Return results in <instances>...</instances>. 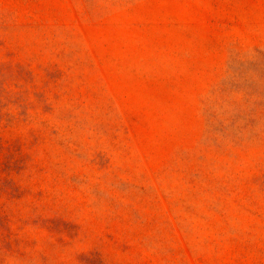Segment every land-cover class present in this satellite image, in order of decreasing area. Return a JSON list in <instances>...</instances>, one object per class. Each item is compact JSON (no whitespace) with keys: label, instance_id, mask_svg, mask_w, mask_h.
Here are the masks:
<instances>
[{"label":"rangeland","instance_id":"rangeland-1","mask_svg":"<svg viewBox=\"0 0 264 264\" xmlns=\"http://www.w3.org/2000/svg\"><path fill=\"white\" fill-rule=\"evenodd\" d=\"M0 264H264V0H0Z\"/></svg>","mask_w":264,"mask_h":264}]
</instances>
